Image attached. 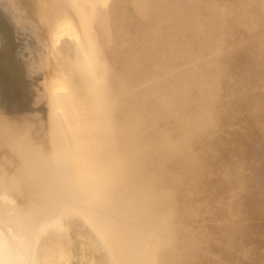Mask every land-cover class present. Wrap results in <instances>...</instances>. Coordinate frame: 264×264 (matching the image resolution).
I'll return each mask as SVG.
<instances>
[{
	"label": "bare ground",
	"instance_id": "bare-ground-1",
	"mask_svg": "<svg viewBox=\"0 0 264 264\" xmlns=\"http://www.w3.org/2000/svg\"><path fill=\"white\" fill-rule=\"evenodd\" d=\"M28 1L0 0V264H58L76 209L103 264H258L264 0Z\"/></svg>",
	"mask_w": 264,
	"mask_h": 264
},
{
	"label": "rangeland",
	"instance_id": "rangeland-1",
	"mask_svg": "<svg viewBox=\"0 0 264 264\" xmlns=\"http://www.w3.org/2000/svg\"><path fill=\"white\" fill-rule=\"evenodd\" d=\"M113 1L114 0H112V3H113ZM14 2H15V6L17 7H20V8H23V7H25V9H26V16H27V20H28V22L30 23L31 22V20H32V22H33V20H34V17L31 15L32 14V12L30 11V9L31 8H29L30 7V5H29V1L28 0H14ZM109 2H111V1H109ZM110 4V3H109ZM113 5V4H112ZM31 13V14H30ZM31 17H33V19H31ZM30 20V21H29ZM232 195L233 194H235L236 192L234 191V190H232L231 192H230ZM12 203V202H11ZM60 203V202H59ZM59 203H57V205H56V203L54 204V207L52 208V209H50V210H48V211H54V208H55V205H56V207H58V206H60V204ZM59 204V205H58ZM63 204V203H62ZM65 205H67V204H63V205H61V206H63L62 207V209L64 208V209H66V207H65ZM68 206V205H67ZM78 208V207H77ZM63 209V210H64ZM77 211H75L76 213H73L72 212V216L70 215L69 216V218H68V220H67V222H66V226H67V230H66V232H67V234L69 235L70 234V232H71V234L69 235V237H70V239L68 238V242H67V239H61V242H60V246H61V248H64V249H62V251H63V256H62V258L59 260V262H58V264H103L104 263V260L102 259L103 257L101 256L100 257V255H103V253H101V251L98 249V247H96L95 246V243H94V240H92L91 238H89V233L90 232H88V230L90 231V229H87L86 228V230L84 229H81L80 227H82L81 225L83 224L84 226V228L86 227L85 225L86 224H84L80 219H79V217H76L75 219H74V217L76 216V215H79L78 213L80 212V213H84V212H82V210H80V211H78V209H76ZM78 212V213H77ZM73 214H75V216L73 215ZM74 219V221H72V224L75 222V220L78 222L77 224L76 223H74V227H76V228H73V225L71 224V220L72 219ZM69 219H71V220H69ZM251 220V221H250ZM253 221V222H252ZM262 223H261V222ZM218 223H222V224H224V223H227L226 221H217ZM258 222V223H257ZM246 223H252V224H254V223H257V225H261L260 226V231L262 232V233H264V215H261V214H259V215H256L255 217H251V218H249V219H247L246 220ZM261 223V224H260ZM69 225H72L71 226V228H70V226ZM79 226V227H78ZM89 228V227H88ZM77 229V230H76ZM73 232H72V231ZM81 231V232H80ZM69 232V233H68ZM88 232V233H87ZM74 233H75V235H74ZM81 234V235H80ZM73 236V237H72ZM86 237V238H85ZM74 238H75V240H74ZM261 238V237H260ZM79 239H80V241H79ZM65 241V242H64ZM76 245H75V244ZM65 244V245H64ZM80 245V246H79ZM91 245V246H90ZM77 246V247H76ZM85 246V247H84ZM78 248V249H77ZM74 249V250H73ZM92 250V251H91ZM264 251V237H262V241H261V246H260V248L258 249V252H259V256H264V252H262V251ZM80 251V252H79ZM83 251V252H82ZM261 251V252H260ZM86 253V254H85ZM93 253H95V254H97L96 255V257H94L95 256V254H93ZM78 254V255H77ZM100 254V255H99ZM98 255H99V257L101 258V260H100V258L98 257ZM67 256V257H66ZM63 260V261H62ZM74 260V261H73ZM89 260V261H88ZM94 260V261H93ZM99 260H100V263H99ZM239 260L241 261V262H243V263H247L248 261H249V257H248V255L247 254H243V255H241V257L239 258ZM98 262V263H97ZM262 262H264V258H262L261 259V261L258 263V264H260V263H262Z\"/></svg>",
	"mask_w": 264,
	"mask_h": 264
}]
</instances>
